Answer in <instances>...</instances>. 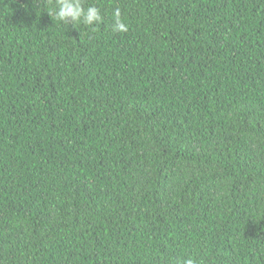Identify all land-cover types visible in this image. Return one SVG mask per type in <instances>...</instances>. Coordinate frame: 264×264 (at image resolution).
Wrapping results in <instances>:
<instances>
[{
  "label": "trees",
  "instance_id": "16d2710c",
  "mask_svg": "<svg viewBox=\"0 0 264 264\" xmlns=\"http://www.w3.org/2000/svg\"><path fill=\"white\" fill-rule=\"evenodd\" d=\"M82 2L0 0V264H264V0Z\"/></svg>",
  "mask_w": 264,
  "mask_h": 264
},
{
  "label": "clouds",
  "instance_id": "9594fccd",
  "mask_svg": "<svg viewBox=\"0 0 264 264\" xmlns=\"http://www.w3.org/2000/svg\"><path fill=\"white\" fill-rule=\"evenodd\" d=\"M55 6L49 11L58 21L73 25L82 23L85 26H92L102 22L103 18L100 9L95 5L85 7L82 0H54ZM112 30L114 32H127L128 28L122 20L121 10L116 8L113 12ZM183 264H196L192 258H187Z\"/></svg>",
  "mask_w": 264,
  "mask_h": 264
}]
</instances>
